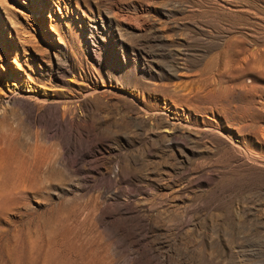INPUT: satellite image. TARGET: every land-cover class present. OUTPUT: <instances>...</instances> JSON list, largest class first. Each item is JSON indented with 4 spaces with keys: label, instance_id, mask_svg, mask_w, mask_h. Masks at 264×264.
Returning <instances> with one entry per match:
<instances>
[{
    "label": "rangeland",
    "instance_id": "rangeland-1",
    "mask_svg": "<svg viewBox=\"0 0 264 264\" xmlns=\"http://www.w3.org/2000/svg\"><path fill=\"white\" fill-rule=\"evenodd\" d=\"M58 7L0 0V264H264V168L225 136L242 91L207 90L264 0Z\"/></svg>",
    "mask_w": 264,
    "mask_h": 264
},
{
    "label": "bare ground",
    "instance_id": "bare-ground-1",
    "mask_svg": "<svg viewBox=\"0 0 264 264\" xmlns=\"http://www.w3.org/2000/svg\"><path fill=\"white\" fill-rule=\"evenodd\" d=\"M49 1L50 2L47 3L49 10H52L53 8L57 9V7L59 5V0H49ZM24 2H26V1H24ZM31 2L36 9L40 10V11H38V13H36V15L40 14L41 16L44 17L45 10H47V6L44 5V2H42V0H31ZM41 12H43V14H41ZM239 36H241V35H239ZM251 40L252 39H250V41ZM240 42H241V40H240ZM230 43H231V41H230ZM254 43L255 44H253V45H251L249 43L251 45L250 46L248 44L249 48L247 46L243 45V46H245V49H243V48H242V50L240 49L241 50L240 54H238L236 52L239 55V57L235 58L236 61L233 62V65L230 64L232 66V68L230 67V65H228V63H227L228 60H226L224 58L225 57L224 54H223V56L221 54V56H222L221 58L217 57V55L216 56L213 55L209 60V68L211 71L210 80L208 81L209 87H207L209 89H207V88L206 89L208 90V93L212 98H217L220 95L225 97L226 92L229 91L228 93H230L233 88H234V90L238 89L239 91H242V95H241L242 100L239 104L233 106L231 110H228L225 105H224V107H222L224 110L223 111V115H224L223 118L228 123V125H226L228 129L225 132V136L230 143L229 144L230 152H232L234 154V156L237 158L238 161H240V163L251 165V166H256V167L259 166L261 168H264V162L259 161L260 159L258 158L259 159L258 160L256 158L258 156L255 157L252 155L253 153H250L249 151H247L243 147V145L241 144V140L239 137L240 133L244 132L248 128V124L246 122L247 119H249V118L255 119L256 118V119H258L257 122L259 124L257 126L254 125V124H256V122H255L253 125L256 127H254L251 124L254 127V128L251 127L252 129H250V125H249L250 134H252V137L257 141V143H259L264 148V35L261 38H259L256 42L254 41ZM241 45H242V43H241ZM238 49H239V47H238ZM235 51H237V50H235ZM228 52H230V51H228ZM232 52L229 55H231ZM221 53H223V52H221ZM229 67H230V69H229ZM244 77L250 78V81L247 79L246 82H248V83L243 82ZM227 78H228V81L226 80ZM225 80H226V83H225ZM198 81H196V82H198ZM256 81L259 82V85H257ZM228 82H230V83H228ZM200 84L202 85L203 83H200ZM204 86H202V87L205 88ZM194 87H193V89H194ZM234 90H233V93H235ZM194 91L198 92L199 86H196V90H194ZM194 91H193V93H194ZM252 91L256 92L257 95H252V96H253V98H254V96H257V99L255 101H253L250 98L245 99L247 97V96L245 97V95H247L248 92H252ZM200 94H201V92H200ZM200 94L198 93V95H197L198 98H199ZM233 95H235V94H233ZM248 95H250V94H248ZM237 96H238V93H237ZM217 100H218V98H217ZM36 101H38V100H36ZM39 101H40V99H39ZM234 104H235V102H234ZM215 105H218V104L216 103ZM229 105L230 104H228V106ZM222 108H221V110H222ZM211 113H212V111H211ZM250 121H248V122L250 123ZM261 160H263V159H261Z\"/></svg>",
    "mask_w": 264,
    "mask_h": 264
}]
</instances>
